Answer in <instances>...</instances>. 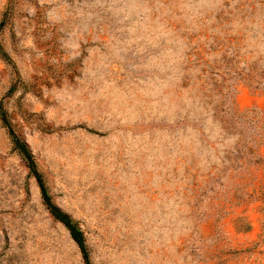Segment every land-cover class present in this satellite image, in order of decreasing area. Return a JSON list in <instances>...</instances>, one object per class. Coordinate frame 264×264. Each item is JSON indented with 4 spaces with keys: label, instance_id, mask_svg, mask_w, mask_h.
<instances>
[{
    "label": "rangeland",
    "instance_id": "rangeland-1",
    "mask_svg": "<svg viewBox=\"0 0 264 264\" xmlns=\"http://www.w3.org/2000/svg\"><path fill=\"white\" fill-rule=\"evenodd\" d=\"M0 47L91 264H264V0H0ZM0 264H84L1 121Z\"/></svg>",
    "mask_w": 264,
    "mask_h": 264
},
{
    "label": "trees",
    "instance_id": "trees-1",
    "mask_svg": "<svg viewBox=\"0 0 264 264\" xmlns=\"http://www.w3.org/2000/svg\"><path fill=\"white\" fill-rule=\"evenodd\" d=\"M0 54L5 58V60H9L2 47H0ZM0 121L7 131L13 149L21 156L29 170L30 175L34 177L40 191L42 204L44 205L45 209L54 220L61 223L68 231L71 239L74 241L80 251L84 264H91L85 236L82 230L70 215L53 203L45 185L43 176L37 168V164L28 144L15 133L9 121L7 112L3 109L2 105L0 106Z\"/></svg>",
    "mask_w": 264,
    "mask_h": 264
},
{
    "label": "crops",
    "instance_id": "crops-1",
    "mask_svg": "<svg viewBox=\"0 0 264 264\" xmlns=\"http://www.w3.org/2000/svg\"><path fill=\"white\" fill-rule=\"evenodd\" d=\"M244 264H253V262L252 263H244Z\"/></svg>",
    "mask_w": 264,
    "mask_h": 264
}]
</instances>
